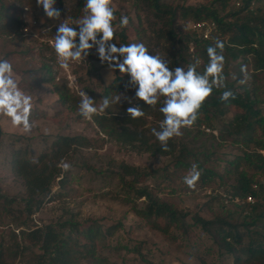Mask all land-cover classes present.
<instances>
[{"label":"rangeland","instance_id":"rangeland-1","mask_svg":"<svg viewBox=\"0 0 264 264\" xmlns=\"http://www.w3.org/2000/svg\"><path fill=\"white\" fill-rule=\"evenodd\" d=\"M79 1L56 0L61 19L68 18L70 23L79 19L83 14ZM162 1L176 7L179 12L187 6L215 5L221 8L219 0ZM237 2L242 3L240 0H230L227 10L222 13L239 11ZM113 3L117 9L114 26L119 24L122 15H126L129 20L127 27L117 28L113 41L117 46L144 43L149 54H159L170 59V68L172 63L176 64L182 57L187 58L186 64L189 58L194 59L190 56L193 53L192 44L187 50L185 40H180L195 30L190 18L183 19L179 15L171 27L155 14L148 3L137 4L132 0H113ZM4 5L5 8L1 9L0 3V58L8 59L13 64L20 87L33 97L30 121L34 124L31 132L25 133L22 128L12 126L8 118L0 117V237L4 235L6 245L12 248L6 256L8 264H51L40 257L43 254L41 243L25 239L21 231L70 220L86 226L97 221L104 228L117 225L108 241L118 249L104 247L100 255L119 264H234V254L228 253L200 227L194 226L187 234L173 230L169 235L149 227L134 209L144 208L143 199L133 204L124 198L121 164L151 172L152 176L147 178V183L157 191L162 201L188 211L187 220L190 223H193L194 215L205 219L227 216L233 223H243L246 220L243 213L246 214L247 210L229 203L228 190L231 191L233 180L225 179L226 183L222 184L216 180L204 186L199 179L195 190L190 189L183 181L190 169L175 165L174 156L140 151L106 135L97 124L95 116L92 121L84 119L78 112L80 91L92 97L97 106L102 103L104 91L109 86L112 87L110 96H107L109 98L119 93L134 97L135 90L126 87L129 76L119 70L110 71L106 64H101L95 48L90 51L87 61L73 63L67 71L61 69L50 43L59 21L48 19L43 9L36 6V0H4ZM243 15L245 12L241 13ZM172 31L176 34L174 41L170 37ZM200 62L198 67L203 66V62ZM230 70L229 78L235 80L238 77L236 63H233ZM249 71L247 67L248 77ZM72 76L76 77L74 85H71ZM120 83L121 86H118ZM62 91H66L69 96L66 105L60 99ZM136 104L144 108L146 115L143 122L154 140L151 129H158L159 121L163 118L158 110L160 104L153 109L143 101L133 100L129 104L122 99L120 103H113L105 112L127 116L126 109ZM237 111V108L231 107L226 119L230 120ZM216 125L219 127L221 122L216 121ZM206 130L207 133L218 135V128ZM187 133L184 131V135L174 141L181 143L183 139L191 147H199L200 139ZM257 135L261 137L260 132ZM59 136H83L86 140L82 146L74 147L59 161L60 164L62 161L70 164V169L65 171L61 167L62 174L53 182L49 196L40 206L34 204L30 211L25 181L13 170L15 159L19 153L27 154L28 158L36 161L41 155L51 152L52 144ZM217 153L219 160L215 166L222 172L227 161L242 152L237 145L225 143ZM182 158L195 164L187 155ZM63 176H68V179L64 180ZM140 180H145V176ZM236 200L233 202L238 203ZM246 209L250 210L248 206ZM12 231L17 234V238L12 235ZM137 249L140 253L136 252ZM74 264L96 263L92 259L83 258Z\"/></svg>","mask_w":264,"mask_h":264},{"label":"trees","instance_id":"trees-1","mask_svg":"<svg viewBox=\"0 0 264 264\" xmlns=\"http://www.w3.org/2000/svg\"><path fill=\"white\" fill-rule=\"evenodd\" d=\"M132 1L137 4H150L155 14L171 27L179 15L183 19L190 18L194 24L213 22L216 30L210 38H205L203 32L198 33L194 30L180 39L185 40L187 50L192 44L193 53L190 56L194 59L189 58L186 64L187 58L182 57L181 61L172 63L171 68L183 67V64H186V68L198 58L203 62L198 71L203 72L209 59L206 49L218 38L225 43L224 74L227 90H232L236 94L235 99L222 102L220 95L225 89H213L212 95L201 109L202 114L196 124L191 129L183 130L188 132V135L200 139L201 144L196 149L181 139V143L169 142L170 151H162L160 143L149 136L143 117L132 119L128 115H110L107 111L102 116H95L97 124L106 135L123 144L153 155L174 156L175 165L180 168L190 169L193 163H189L182 156L191 157L202 170L200 180L204 186L216 180L221 184L226 183L225 179L233 180L230 185L231 191L228 190L229 203L247 210L246 214L243 213L246 220L239 224L229 221L227 216L205 219L194 215L193 223H190L187 220L188 211H182L162 201L157 191L147 183V178L152 176L151 172L122 163L121 184L125 200L135 204L143 199L144 208L134 209L152 229L169 235L173 230L187 234L194 226L200 227L215 238L228 253L234 254V264H264V154L260 151L264 150V0H240L242 3L237 2L239 11L229 10L224 14L222 11L227 10L230 0H219L221 8L215 5L187 6L180 12L162 0ZM84 2L85 0L79 1L80 9L83 8ZM0 3L1 9L5 8L4 0H0ZM242 12H245V15L241 16ZM159 32L161 34V31ZM120 35L127 37L124 33ZM170 37L173 41L176 39L174 31L170 33ZM233 63H236L238 68V77L235 80L229 78ZM242 66L250 69L248 82L243 85L239 83V80L244 78ZM118 86H121V83ZM111 89L110 86L105 89V97L110 96ZM60 95L62 104L66 105L69 102L68 93L62 91ZM231 107L239 111L227 120L226 115ZM216 121L221 122L219 127ZM216 128L218 135L213 132L207 133L206 129ZM257 132L261 133V137ZM84 140L86 139L83 136H59L52 144L51 152L41 155L36 161L28 158L27 154L18 153L13 170L25 181L27 206L30 211L34 204L36 206L42 204L51 193L53 182L61 176L59 161L74 147L82 146ZM225 143L237 145L242 153L227 161L224 171L221 172L215 166L219 160L216 155ZM143 176L145 180L141 181ZM63 179L67 180L68 176H63ZM248 195L257 198L253 204L244 202ZM236 197L240 198V202H233ZM246 206L250 210L246 209ZM114 228L116 229L117 225L104 228L97 221H92L86 226L84 223L70 220L57 225L48 224L44 227L22 230L21 233L25 239L41 243L43 254L40 257L51 264H74L83 258L92 259L96 264H119L107 256L100 255V250L104 247L118 249L108 241ZM11 233L17 238L14 231ZM11 250L12 248L6 245L5 236L1 234L0 264H8L6 256ZM136 252L140 253V250L137 249Z\"/></svg>","mask_w":264,"mask_h":264},{"label":"clouds","instance_id":"clouds-1","mask_svg":"<svg viewBox=\"0 0 264 264\" xmlns=\"http://www.w3.org/2000/svg\"><path fill=\"white\" fill-rule=\"evenodd\" d=\"M36 6L43 9L48 19L59 21L50 43L61 69L67 71L73 63L87 61L90 51L95 48L101 64H106L110 71L119 70L129 76L126 87L135 90L134 97L119 93L114 98L103 97L102 103L97 106L85 91L78 93V112L88 121H92L94 116L104 115L106 109L113 103H120L122 99L129 104L133 100L143 101L153 109L160 104L158 110L163 118L159 121L158 129L152 128L151 133L160 143L162 151L168 152L169 142L182 137L184 129H191L196 124L202 114L201 109L214 88L225 89L220 95L222 102L235 99L236 94L227 90L224 74L225 43L218 38L206 49L209 59L203 72L198 71L201 63L198 58L186 68H170V59L159 54H149L144 43L119 46L113 43L117 28L123 29L129 23L128 17L122 15L119 24L114 26L117 9L113 0H85L82 16L71 23L68 18L61 19L56 0H36ZM241 72L244 78L239 83L243 85L248 80L247 66H242ZM75 83L76 77L72 76L71 85ZM32 109L33 97L20 87L13 64L8 59L0 58V117L8 118L12 126L28 133L34 127L30 121ZM126 112L132 119L146 115L139 104L128 107ZM260 151L264 154V150ZM59 166L65 171L71 167L63 161ZM201 174L202 170L197 164H193L183 181L188 188L195 190Z\"/></svg>","mask_w":264,"mask_h":264},{"label":"built area","instance_id":"built-area-1","mask_svg":"<svg viewBox=\"0 0 264 264\" xmlns=\"http://www.w3.org/2000/svg\"><path fill=\"white\" fill-rule=\"evenodd\" d=\"M193 28L195 30H201V32L204 33V37L206 38H210L211 35L213 34V31L216 30V25L213 22H199V23H195L193 25ZM235 199H237L236 201L240 202V198L236 197ZM254 197L251 195H248L246 197V199H244V202L247 203H254Z\"/></svg>","mask_w":264,"mask_h":264}]
</instances>
